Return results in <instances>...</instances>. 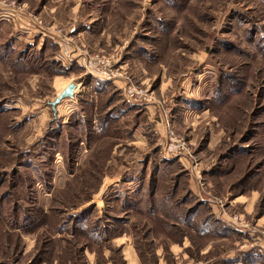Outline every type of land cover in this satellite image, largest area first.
I'll return each instance as SVG.
<instances>
[{
	"label": "rangeland",
	"instance_id": "obj_1",
	"mask_svg": "<svg viewBox=\"0 0 264 264\" xmlns=\"http://www.w3.org/2000/svg\"><path fill=\"white\" fill-rule=\"evenodd\" d=\"M249 251L264 264V0H0V264Z\"/></svg>",
	"mask_w": 264,
	"mask_h": 264
},
{
	"label": "built area",
	"instance_id": "obj_2",
	"mask_svg": "<svg viewBox=\"0 0 264 264\" xmlns=\"http://www.w3.org/2000/svg\"><path fill=\"white\" fill-rule=\"evenodd\" d=\"M59 60L63 61L64 58L59 56L58 57ZM97 59V58H94ZM73 64H76L77 66H81L83 67L85 70H87L91 75L100 78L104 81H111L112 82V77H116L117 79H119V75L117 76L116 72H114L111 67H109L108 65H104L103 67H101V65H94L92 64V62H88L86 59H84V62H80V58L79 56H77L75 59H73ZM102 64H104V61L102 62ZM125 81L123 80L122 83H124ZM120 83V82H119ZM125 86V85H124ZM123 87V86H122ZM131 93L134 95H140V91H138L137 89L131 90ZM167 126V124H166ZM164 127V133L165 130L166 133L164 135H168V139L170 140V142L172 141V143L174 145H176V147L182 151V149H184V144L181 143L177 137L173 136L172 132L168 131L167 127ZM166 128V129H165ZM175 148V147H174Z\"/></svg>",
	"mask_w": 264,
	"mask_h": 264
},
{
	"label": "water",
	"instance_id": "obj_3",
	"mask_svg": "<svg viewBox=\"0 0 264 264\" xmlns=\"http://www.w3.org/2000/svg\"><path fill=\"white\" fill-rule=\"evenodd\" d=\"M76 83L72 82L69 83L63 90H61L57 96H55L54 100L51 102H48V105L50 106L53 114H56V106L66 98L72 99L74 98V91L76 90Z\"/></svg>",
	"mask_w": 264,
	"mask_h": 264
},
{
	"label": "crops",
	"instance_id": "obj_4",
	"mask_svg": "<svg viewBox=\"0 0 264 264\" xmlns=\"http://www.w3.org/2000/svg\"><path fill=\"white\" fill-rule=\"evenodd\" d=\"M24 25V24H23ZM14 26V25H13ZM24 26H20V28H21V34L23 33H25V35H18V34H16V32H14L13 31V29H12V34L9 36L12 40H13V46L15 45V44H17V43H19L20 41H22V40H26L27 38H31V36L30 35H32V34H30L31 33V31H30V29L28 30L27 29V27H24ZM25 29V30H24ZM40 32V31H39ZM40 34H41V32H40ZM42 37H40V39H41ZM49 38V37H48ZM47 37L46 38H43V43H45L47 40H50V39H48ZM26 42H27V40H26ZM53 42H58V44H59V41H57V40H55V41H53ZM28 44V43H27ZM64 43H61L60 45L62 46ZM29 46H31V43L29 42V44H28ZM68 45H69V43H68ZM42 46V45H41ZM69 47V46H68ZM65 48H67V47H65ZM77 56V55H76ZM75 56V57H76ZM68 58V57H67ZM69 61H73V58L72 59H68ZM136 113V112H135ZM88 148H90V146H88ZM220 233V232H219ZM223 259H225L226 260V258H223ZM230 259V258H229Z\"/></svg>",
	"mask_w": 264,
	"mask_h": 264
},
{
	"label": "trees",
	"instance_id": "obj_5",
	"mask_svg": "<svg viewBox=\"0 0 264 264\" xmlns=\"http://www.w3.org/2000/svg\"><path fill=\"white\" fill-rule=\"evenodd\" d=\"M11 39V38H10ZM12 40V39H11ZM13 41V40H12ZM15 46H13L12 44H11V48L13 49ZM107 82V81H106ZM87 84H89V83H87ZM101 87H103V85L101 86ZM103 89V88H102ZM110 105H111V103H110ZM110 107V106H109ZM107 108V107H106ZM106 111V110H105ZM105 111H103L102 113L103 114H107V116H108V112H110L109 111V109L105 112ZM108 118V117H107ZM200 235H203V234H200ZM216 234H214L213 233V236H215ZM209 236V235H208ZM245 255H247V257H244V260H245V264H259V262H258V260L257 259H255V256H254V254H252L250 251L249 252H247ZM222 262H221V264H239V262H241V261H239L238 260V258H236V257H234V258H230V259H222L221 260ZM243 263V262H242Z\"/></svg>",
	"mask_w": 264,
	"mask_h": 264
}]
</instances>
